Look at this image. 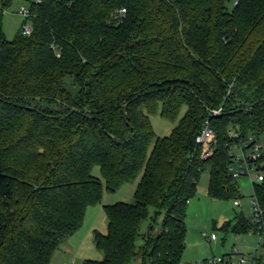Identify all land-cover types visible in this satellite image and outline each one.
I'll list each match as a JSON object with an SVG mask.
<instances>
[{
    "label": "trees",
    "instance_id": "obj_1",
    "mask_svg": "<svg viewBox=\"0 0 264 264\" xmlns=\"http://www.w3.org/2000/svg\"><path fill=\"white\" fill-rule=\"evenodd\" d=\"M27 1L33 33L8 39L14 0H0V264H51L102 200L96 166L110 191L142 177L134 202L105 205L108 231L95 232L104 258L85 264H133L151 207L164 217L147 238L150 264H183L202 172L211 196H238L231 150L264 136V0ZM159 107L170 120L186 108L168 136L151 122ZM206 120L217 142L204 158ZM252 197L260 215L224 229H255L264 242V180Z\"/></svg>",
    "mask_w": 264,
    "mask_h": 264
},
{
    "label": "rangeland",
    "instance_id": "obj_2",
    "mask_svg": "<svg viewBox=\"0 0 264 264\" xmlns=\"http://www.w3.org/2000/svg\"><path fill=\"white\" fill-rule=\"evenodd\" d=\"M233 7V0L228 3ZM23 6H29L27 0H14L12 5L4 10L3 27L8 39H14L25 24L26 15L21 13ZM30 23V20L28 21ZM66 83L73 95L77 94L78 88L71 76L66 77ZM183 107L180 116L176 120H170L161 113V107L158 111L151 114V122L157 136H168L172 133L174 127L179 123L181 116L185 112ZM59 112V109H55ZM235 128H229V132ZM264 141V136L261 137ZM239 150L237 149L236 152ZM93 173L103 182L102 200L94 205H89L82 227L66 239L62 245L70 247L73 244L72 254L65 252L59 253L54 264H85L87 259L101 260L104 258V252L99 249L95 243V232L108 231L109 219L106 213L105 205L113 204L119 201L134 202L137 186L141 180L142 173L134 180L124 184L116 191H110L102 175L100 166H96ZM256 172L251 174H241L237 177V184L240 193L236 197L229 199H218L209 194L210 170L207 168L202 172L198 184L196 196L190 201L187 209L186 226V248L183 253V264H202L204 259L212 256H222L225 254H235L236 261L241 256H248L252 264H264V242L260 234L252 229L250 232L235 233L232 230L224 229V225L230 220L235 219L243 213L246 217L254 219L253 197L254 180ZM238 199L239 205L234 201ZM163 214H158L154 207L150 208L149 216L143 221L141 234L138 236L136 247L137 257L133 264H150L147 253L150 250L151 243L147 242L149 235H157L162 228ZM148 234V235H147ZM212 234L217 235L216 240H212ZM145 235L147 237L145 238ZM240 250L242 253H236ZM256 257V259H254Z\"/></svg>",
    "mask_w": 264,
    "mask_h": 264
},
{
    "label": "built area",
    "instance_id": "obj_3",
    "mask_svg": "<svg viewBox=\"0 0 264 264\" xmlns=\"http://www.w3.org/2000/svg\"><path fill=\"white\" fill-rule=\"evenodd\" d=\"M239 0H233V6L238 4ZM126 12V8H122L117 11L118 15H122ZM21 13L29 17L28 21L24 24L22 31L24 34L30 35L33 33L34 25L32 20L30 19V8L29 6H23L21 9ZM221 110H214L215 113H218ZM232 136L240 137V133L235 129L230 131ZM197 144L202 148V156L207 158L212 155L215 144L217 142L216 133L214 129L210 125V121L206 120L202 130L196 136ZM239 150L236 152V150ZM264 152V141L258 139L254 136H249L247 139L243 140L242 143L236 145L231 150V163L229 165V171L234 177H238L241 174H251L252 172H256L253 180L254 181H262L264 180V173L259 169V159L263 155ZM235 205H239L240 201L236 199L234 201ZM253 208L254 215H260V209L258 202L253 198ZM218 237L216 234H212L211 239L216 240ZM236 253H242L240 250L236 251ZM235 254L229 253L228 255L222 256H212L208 259H204L202 264H252L253 260L250 261L248 256H241L236 261L234 260Z\"/></svg>",
    "mask_w": 264,
    "mask_h": 264
},
{
    "label": "crops",
    "instance_id": "obj_4",
    "mask_svg": "<svg viewBox=\"0 0 264 264\" xmlns=\"http://www.w3.org/2000/svg\"><path fill=\"white\" fill-rule=\"evenodd\" d=\"M71 236V235H70ZM68 239V238H67ZM67 240H65L61 245H60V247L57 249V251L55 252V255H54V257H53V260H52V262H51V264H54V262H55V259L58 257V255H59V253H61V252H65L67 255H69L70 256V254H72V252H73V249H72V247H73V244H72V242L71 243H69V245H70V247H68V246H64V248L62 247V245L66 242ZM73 263H77V259H74V261H73Z\"/></svg>",
    "mask_w": 264,
    "mask_h": 264
}]
</instances>
